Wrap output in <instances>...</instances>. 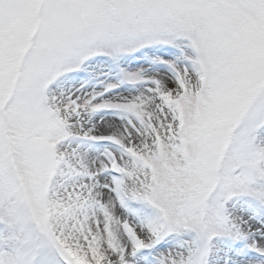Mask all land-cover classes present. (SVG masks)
<instances>
[{
  "label": "snow or ice",
  "instance_id": "6c2138e0",
  "mask_svg": "<svg viewBox=\"0 0 264 264\" xmlns=\"http://www.w3.org/2000/svg\"><path fill=\"white\" fill-rule=\"evenodd\" d=\"M0 264H264V0H0Z\"/></svg>",
  "mask_w": 264,
  "mask_h": 264
}]
</instances>
